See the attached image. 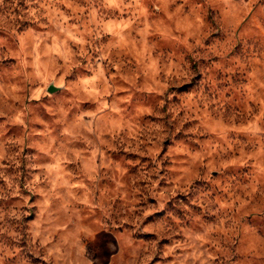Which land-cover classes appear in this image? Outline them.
<instances>
[{
	"label": "rangeland",
	"instance_id": "1",
	"mask_svg": "<svg viewBox=\"0 0 264 264\" xmlns=\"http://www.w3.org/2000/svg\"><path fill=\"white\" fill-rule=\"evenodd\" d=\"M0 264H264V0H0Z\"/></svg>",
	"mask_w": 264,
	"mask_h": 264
},
{
	"label": "water",
	"instance_id": "2",
	"mask_svg": "<svg viewBox=\"0 0 264 264\" xmlns=\"http://www.w3.org/2000/svg\"><path fill=\"white\" fill-rule=\"evenodd\" d=\"M57 89H58V87H56L54 84H51L48 90H49L50 92H54V91H56Z\"/></svg>",
	"mask_w": 264,
	"mask_h": 264
}]
</instances>
